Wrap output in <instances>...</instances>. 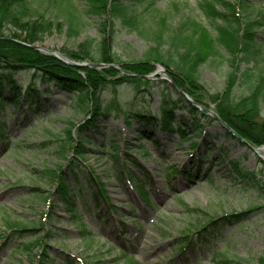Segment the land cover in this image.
<instances>
[{"label":"rangeland","instance_id":"rangeland-1","mask_svg":"<svg viewBox=\"0 0 264 264\" xmlns=\"http://www.w3.org/2000/svg\"><path fill=\"white\" fill-rule=\"evenodd\" d=\"M245 1L254 5L251 16L261 22L256 27L260 53L247 63L241 55L233 56L221 47L224 57L215 62H210V59L200 68L199 83L204 87L205 99L208 94L224 89L233 70L253 69L244 80L264 76V0ZM75 2L78 9L87 6L85 0ZM174 4L178 9L173 7ZM136 10L142 19L154 16L157 10H172L176 16H193L215 34L210 21L197 9L195 0L147 1L136 5ZM46 15L50 18L49 12ZM82 22V30L77 37L70 36L64 28L54 31L42 43L34 44L84 63L71 59L64 50L76 49L86 37L100 39L104 34L98 31L101 21L97 17L86 16ZM117 26L119 30L114 37L112 51L125 62L142 60L150 41L129 27L121 26L118 21ZM9 33L7 31L6 34ZM120 68L118 74H124ZM159 68L156 64L155 70ZM30 76L27 72L18 74L16 78L23 83ZM164 77V74L151 77V85L142 86L140 90L129 84L123 85L118 88V99L125 107L143 110L147 106L154 113L160 105L161 93L166 91V83L161 82ZM39 88L43 91L46 86L39 83ZM234 93L238 96L248 94L246 83L238 81ZM111 94L110 90L106 91L104 99L108 100ZM44 95L41 94L40 104L42 116L47 117V121L34 115L31 117L28 109L25 110V118L10 105L0 109V264H32L29 255L19 246L37 234H40L38 237H41L43 248L55 259L53 264H66L67 259L74 258L77 259L76 264H87L80 262L83 259L92 264H109L121 255L122 249L127 250L128 257H122L118 264H132L128 258L133 260V264H217L218 258L223 257L232 259L235 264H264V157L245 139L230 137L212 113L204 138L212 147L223 148L209 155L203 167L199 163L204 161L207 153L203 142L198 150H185L183 148H188L190 141L178 145V136L160 127L150 128L152 138H144L137 133L140 124L134 122L127 126L123 116L101 119L100 132L86 131L91 142L84 143L85 154L82 157L73 154L69 147L65 154L72 155L89 171L92 169L93 176H98L101 183L92 188L84 183L87 203L75 199L85 224L86 237H83L58 196L51 194L56 182L54 175L58 174L61 165L66 164L65 155L58 152L61 143L53 141L42 145V142L52 139L43 133L44 128L62 135L67 120L78 125L86 114L74 108V98L69 93L51 87L48 103L43 102ZM209 108L216 112L214 105ZM262 112L264 114V108ZM73 134L77 137L75 130ZM109 136L118 140L121 162L124 156L135 160V165L127 166L133 182L125 175L121 178L117 171L108 169L113 162L107 154L110 146L106 138ZM123 148L130 150L131 155H125ZM140 148L147 149V154ZM225 154L253 171L260 186L244 187L243 180H236L229 163L219 159ZM201 169L203 173L199 174ZM207 169L211 170L213 182L204 177ZM191 176L196 178L191 179ZM139 181L147 187L149 201L140 194ZM91 189L99 191L96 199L91 196ZM197 208L207 213L206 219L228 216V223L219 238L210 245L185 246L182 244L184 236L206 221L203 214L195 211ZM239 213L244 215L235 216ZM6 220L20 221L22 228L13 233Z\"/></svg>","mask_w":264,"mask_h":264},{"label":"trees","instance_id":"trees-1","mask_svg":"<svg viewBox=\"0 0 264 264\" xmlns=\"http://www.w3.org/2000/svg\"><path fill=\"white\" fill-rule=\"evenodd\" d=\"M85 1L86 8L78 9L75 0H0V108H7L10 105L18 109L24 118L25 110L28 109L31 117L34 115L37 119H48L42 116L41 94H45L42 98L43 102L48 103L50 88L54 87L73 95L74 108L86 114L84 121L78 125H74L69 120L65 122L66 128L63 130L65 136L56 135L44 128L43 133L52 139L42 142V145L53 141L61 143L58 152L65 155L66 164L61 165L58 174L54 175L56 182L51 194L58 196L72 223L82 231L83 237H86L85 224L75 199L87 203L84 183H87L89 188L101 183L98 176H93L92 169L89 171L72 158V155L67 156L65 153L71 147L73 154L82 157L85 154L84 143L91 142L86 131L100 132L101 119L123 116L127 126H131L134 122L139 123L141 128L137 133L149 139L153 135L148 127L159 126L167 132H177L183 140H194L191 144L194 149L198 150L200 142H203L207 155H211L223 147H212L204 138L210 115L199 105L206 108L214 105L216 113L232 129L231 131L225 127L230 137L240 135L251 147L264 146L262 112L264 76L261 75L258 79L255 76V80H244L253 69L233 70L224 89L208 94L207 100L204 98V87L199 83L201 66L210 59V62H215L219 57H224L221 54V47L233 56L241 55L242 60L247 63L260 53L256 41V27L261 22L255 16H251L254 7L252 3L245 0H195L197 9L212 24L215 31L213 34L196 17L185 14L176 16L177 13L172 10L168 12L157 10L154 16L142 19L141 14L136 10V5L154 0ZM173 7L178 9L177 4ZM47 12L50 18H46ZM86 16L97 17L101 21L98 31L104 36L100 39L86 37L77 44L76 49L64 50V54L76 61L119 64L125 71L124 74H118L121 70L112 67L98 69L68 65L54 56L14 41L16 39L28 44L42 43L54 31H62L64 28L68 30L70 36L77 37L81 33L82 21ZM117 21L121 26L129 27L130 30L136 31L150 41V45L143 52L142 60L125 62L114 50L112 51L115 47L114 37L119 30ZM7 31L10 33L6 34ZM156 64L166 68L175 84L186 92L193 102L180 94L171 83L161 80L166 83V91L161 93V102L156 112L153 113L147 106H144L143 110H135L132 106L125 107L118 99V88L126 84L137 89L150 86L151 81L145 76L155 71ZM27 72L30 73V78L23 83L19 82L16 76ZM240 80L246 83L249 90L244 96L234 93L235 86ZM38 82L46 85L43 91L40 90ZM109 90L112 94L108 100H105L103 95ZM73 130L76 131L77 137L74 136ZM215 136L218 137L217 134ZM106 139L110 146L108 154L113 159L108 169L117 171L121 178H124V173L128 174L132 180L127 166L135 165V160L124 156L121 162L118 140L111 136ZM122 151L125 155H131V151L127 148H123ZM140 151L147 154V149L140 148ZM221 151L224 153L222 149ZM219 159L229 163L236 180L244 181V187L260 186L261 183L255 179L254 172L242 167L238 160L229 158L228 154ZM199 163L203 162L199 161ZM177 171L178 169L175 170ZM204 174L213 182L209 170ZM192 177L196 178V176L190 178ZM137 184L140 194L149 201L147 187L142 181ZM98 193V190L91 189V196L94 199L97 198ZM195 211L203 214L206 219V212L199 208ZM239 215L244 213L235 216ZM226 223L228 216L210 217L190 234L185 235L182 244L210 245L219 238ZM6 225L13 230V233L22 228L20 221L6 220ZM38 235L40 234L23 242L19 249L29 255L32 264H53L55 259L43 248L41 237L39 238ZM36 249L38 250L35 251ZM122 252L123 256L117 257L109 264H118L122 257H128L124 250ZM218 259L217 264H235L227 257ZM83 262L92 264L85 259ZM128 262L133 264L131 258H128ZM66 264H76V259H67Z\"/></svg>","mask_w":264,"mask_h":264},{"label":"water","instance_id":"water-1","mask_svg":"<svg viewBox=\"0 0 264 264\" xmlns=\"http://www.w3.org/2000/svg\"><path fill=\"white\" fill-rule=\"evenodd\" d=\"M14 41L18 42V43H21V44H24L32 49H37V50H41V51H45L47 52L48 54H52L54 55L55 57H57L58 59L62 60L63 62L67 63V64H72V65H76V66H83V65H88V66H94V67H105V66H111L113 68H116V69H120V67L116 64H106V63H90V64H79V63H76L74 61H71L69 59H67L66 57H64L61 53L57 52V51H52V50H48V49H45L41 46H38L37 44H28V43H24L22 41H19V40H16L14 39ZM160 68L155 71L151 76H147L149 78L153 77V76H156V75H160V74H164L167 76L166 79L168 80H171V83L174 85V82L172 81V79L170 78L169 74L167 73V71L161 66L159 65ZM181 93L184 94V91H182L181 89L177 88ZM186 95V94H185ZM215 116L219 118V116L217 114H215ZM222 123L225 125V123L222 121Z\"/></svg>","mask_w":264,"mask_h":264},{"label":"bare ground","instance_id":"bare-ground-1","mask_svg":"<svg viewBox=\"0 0 264 264\" xmlns=\"http://www.w3.org/2000/svg\"><path fill=\"white\" fill-rule=\"evenodd\" d=\"M260 151H261V155L264 157V149H262Z\"/></svg>","mask_w":264,"mask_h":264}]
</instances>
